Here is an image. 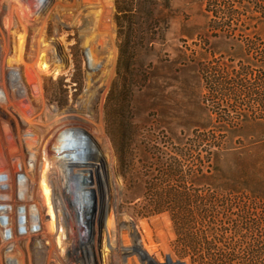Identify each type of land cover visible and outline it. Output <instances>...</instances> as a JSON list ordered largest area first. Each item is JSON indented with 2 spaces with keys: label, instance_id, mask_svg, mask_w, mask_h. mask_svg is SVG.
<instances>
[{
  "label": "rangeland",
  "instance_id": "rangeland-1",
  "mask_svg": "<svg viewBox=\"0 0 264 264\" xmlns=\"http://www.w3.org/2000/svg\"><path fill=\"white\" fill-rule=\"evenodd\" d=\"M208 2L0 0V26L4 17L15 22L5 30L7 41L0 40V48L7 46L9 50L6 62L21 68L29 95L41 99L49 109L41 121V132L45 130L41 164L49 166L51 159L57 155L61 158L60 121L68 114L67 108H75L77 101L91 94L89 82L97 79H89L90 71L92 75L109 77L101 103H89L88 126L84 129L74 123L84 136L80 139L84 146L79 155L85 161L82 167L73 163L76 178H71V185L77 187L88 206L77 216L69 212L68 224L74 222L81 228L74 230L75 226L70 235L66 232L56 253L52 245L45 246V250L50 249L47 263L46 256L39 253V245L21 244L19 264H186L187 258L175 252L169 213L150 211L153 204L149 202V187L159 182L162 168L173 156L170 150L181 147L197 132L211 133L221 146L217 147L216 142L212 145L214 140L201 143L192 158L181 161L183 168L191 167L194 173L202 168L205 172L211 165H223L226 159L244 158L254 178H264V120L243 125L240 133H229L217 118L204 127L208 115L196 65L199 59L237 68L245 59L218 52L224 45L233 50L235 43L247 38L264 40V11L253 12L246 1L239 4L227 0L239 17L236 20L237 14L232 19L218 14L225 19L221 23L218 21L223 19L207 10ZM39 52L50 67L61 66L62 71L51 75L34 66L39 77L37 89L23 70L25 63H32ZM93 56L96 60L91 59ZM0 97L4 99V94ZM2 105L0 155L9 164L0 163V175L2 182L10 171L15 176L14 194L18 181L23 179L19 176L26 175L34 183L31 167L24 160L26 147L40 144L32 139L34 131L27 130ZM64 121L70 118L67 116ZM221 141H228L225 145L234 151L221 149ZM186 186L198 198L211 192L200 174ZM3 187L0 184V192ZM32 188L33 185L27 194L29 191L38 201L41 189L37 187L33 192ZM253 203V213L262 217L260 229L264 232V205L255 199ZM231 217L235 219L234 215ZM66 218L69 220L67 214ZM111 220L116 226L113 237L106 230ZM225 226L230 230L233 225ZM79 237L90 241L81 244ZM136 243L155 260L140 256L132 248ZM124 248L127 250L123 252ZM2 252L0 247V264Z\"/></svg>",
  "mask_w": 264,
  "mask_h": 264
},
{
  "label": "trees",
  "instance_id": "trees-1",
  "mask_svg": "<svg viewBox=\"0 0 264 264\" xmlns=\"http://www.w3.org/2000/svg\"><path fill=\"white\" fill-rule=\"evenodd\" d=\"M234 1L239 4L246 1L253 12L264 11V0ZM207 10L223 19L218 21L221 23L225 19L218 14L229 19L234 14L236 20L239 17L227 0H209ZM223 48L218 52L221 55L245 60H240L237 68H230L224 62L212 64L197 59L204 90L201 98L208 115L203 126L217 118L221 126L228 127L229 133H240L243 125L264 120V40L247 38L235 43L233 50L227 45ZM216 139L209 132H197L187 143L170 150L173 156L162 168L159 182L149 187V202L153 204L150 211L169 213L175 252L187 258L186 264H264L262 217L253 213L254 199L264 205V178L256 180L244 158L226 159L223 165H211L205 172L201 168L197 173L191 167L183 168L181 163L192 158L203 142L210 144L214 140L212 145L216 142L220 147ZM221 142V149L234 151L228 150L231 147L225 145L228 141ZM199 174L211 192L207 190L208 194L198 198L186 184H193ZM225 223H232L230 230Z\"/></svg>",
  "mask_w": 264,
  "mask_h": 264
},
{
  "label": "bare ground",
  "instance_id": "bare-ground-1",
  "mask_svg": "<svg viewBox=\"0 0 264 264\" xmlns=\"http://www.w3.org/2000/svg\"><path fill=\"white\" fill-rule=\"evenodd\" d=\"M2 24L3 26H0V40L6 39L7 41L5 30L11 29L15 25V22L11 17H4ZM0 49V95H2V93L4 94V99L0 97V104H4L2 106H4L5 111L8 114L14 116L16 120L18 119V122L26 126L27 130L32 129L34 132L32 130L30 131L35 133L32 136L33 141L40 144L29 145L28 148L25 146L27 153L26 159L24 161L27 162V164L31 167V177H33L34 183H30V181L26 179V175L19 176V178L22 177L23 179L18 181L16 193L13 194L14 188L16 187L12 184L15 176H13L12 172L10 171L7 173V177L2 182V177L0 175V184H3L4 186L0 192V202L3 203L2 207L5 208L4 213L6 214V224L14 227L16 222L20 221L18 216H28L30 214L29 209L31 208V205H33L38 211L42 222L39 235L51 240L49 234L51 233V230L55 229V226L58 225L65 227L66 231L70 235L72 234L75 226H77V228L75 227L74 230L78 229L79 231L81 225H75L74 222L73 225L71 223L69 225L68 222L71 221V219L69 218L70 215L68 213L71 212L77 216V214H82L81 211L84 208L87 209L88 206L84 197L79 191H77V187L75 185H71V178H76L73 163H75L76 166L82 167V163L85 161L79 155L81 149H83L82 147L84 146L83 144H80L82 141H80V139L84 136L76 128V124L74 125V123H78L77 125H81L80 127H83L84 129L86 126H88L89 121L86 118L89 113L91 114V105L89 103L95 104L97 101L99 104L101 103L102 97L108 85L109 77L107 75L103 76L101 74L92 75V72L90 71L89 79L92 81L97 79L95 83L89 82L90 86L92 87H90L91 94L77 101V106L75 105V108H67L66 111H68V114L64 115L60 121V137L62 138H60L61 149H59L58 152L61 154V158H58L57 155V157L49 161V166H45V164H41L39 160L43 156L42 152L45 150L43 138V132L45 130L41 132L44 127V122L42 123L41 121L47 117L49 109H47L45 103H43L41 99H37L32 95H29L25 83H23L21 77V68L19 66H11V64L6 62L7 57L5 58V56H7L9 52L8 47L6 46L4 49ZM34 58L35 60L32 63H25L23 71H25L27 80L31 82L32 86L37 87L38 89L39 77L34 66L40 68L42 72L51 75L62 71V68L61 66H55L53 68L50 67L47 61L44 59V54L42 52H39L36 56H34ZM91 59L96 60V56H93ZM67 116L70 118V121L68 122L64 121L65 117ZM0 163L4 165L9 164L8 160L5 161L4 157L1 155ZM11 168L13 169V167ZM37 182H39V185H36ZM31 185H33V192H36L37 187L41 189V194L38 201L34 199L32 193L29 191L27 194V190H29ZM49 190L51 193L48 192ZM45 207L46 213L48 215L46 219L43 215V208ZM56 208H59L62 213V218H58V223H56V217L54 213ZM66 214L69 220H67ZM28 218L25 219V223H28ZM80 218H82L83 221L85 220L82 216H80ZM23 228L26 230L25 227ZM106 230L110 237L115 236L116 226L112 220L106 225ZM25 238L29 239V234H27L25 237L13 235L11 241L13 242V245L16 246L20 239ZM89 241L90 238L87 240L80 238L79 243L86 244ZM138 242L140 241L138 240ZM132 248L135 249L140 254V256L144 255L148 261L155 260L150 256L149 252L143 249V247H138L137 245ZM125 249L126 248L122 249L123 252L127 250ZM130 249L128 251H130ZM169 264L178 263H173L171 261Z\"/></svg>",
  "mask_w": 264,
  "mask_h": 264
},
{
  "label": "built area",
  "instance_id": "built-area-1",
  "mask_svg": "<svg viewBox=\"0 0 264 264\" xmlns=\"http://www.w3.org/2000/svg\"><path fill=\"white\" fill-rule=\"evenodd\" d=\"M2 205L3 203L0 202V245H1L0 247L3 248L2 258H1V260L3 261L2 263L3 264H19L20 263L19 256L23 254L21 250L19 249L20 245L28 243V242H34L35 244L39 245V248H40L39 253H42L43 256H46L45 257L46 263L49 262L48 254H49L50 249L45 250V246L52 245L51 248L53 252L56 253L57 252L56 248L60 249V243H62V238L63 237L65 238V233L67 232L65 227L61 225L55 226V229H52L51 233L49 232L51 240L46 239L42 237L41 235H39L42 222H41V218H40L38 211L33 205H31V208L29 209L30 214L28 216L19 215L18 217L20 218V221L16 222L14 227H11L6 224V221H5L6 214L4 213L5 208L2 207ZM43 209H44L43 215L46 219L48 217L46 213V207ZM59 211L60 210L56 208L54 212L55 217H56L55 218L56 223H58V218L59 219L62 218V213L60 211V214H59ZM28 217L30 218V220ZM26 218H28V223H25ZM23 227H25L26 230ZM27 234H29V239L27 238L20 239V241L18 242L16 246L13 245V242L11 241V238L13 235L25 237ZM51 241L54 242L56 247L53 246Z\"/></svg>",
  "mask_w": 264,
  "mask_h": 264
}]
</instances>
